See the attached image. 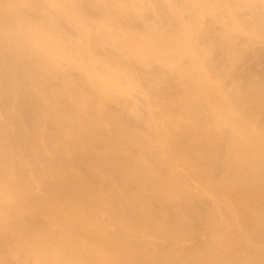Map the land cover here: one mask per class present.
Instances as JSON below:
<instances>
[{
  "label": "bare ground",
  "instance_id": "6f19581e",
  "mask_svg": "<svg viewBox=\"0 0 264 264\" xmlns=\"http://www.w3.org/2000/svg\"><path fill=\"white\" fill-rule=\"evenodd\" d=\"M0 264H264V0H0Z\"/></svg>",
  "mask_w": 264,
  "mask_h": 264
}]
</instances>
